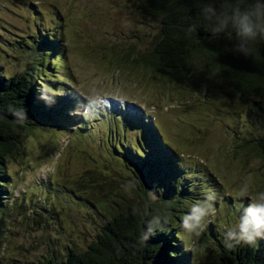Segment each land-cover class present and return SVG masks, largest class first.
<instances>
[{
	"label": "rangeland",
	"instance_id": "obj_1",
	"mask_svg": "<svg viewBox=\"0 0 264 264\" xmlns=\"http://www.w3.org/2000/svg\"><path fill=\"white\" fill-rule=\"evenodd\" d=\"M155 31L140 0H0V71L11 76L37 62L33 48L46 33L63 48L48 71L51 105L63 109L75 96L67 118L58 108L63 122L54 115L52 124H34L7 161L0 264L83 251L119 204L143 201L139 173L118 156L138 130L142 140L156 139L145 123L140 133L139 111L174 158L172 217L184 261L216 264L217 246L238 241L264 246V162L241 148L264 135V116L253 102L227 108L202 87L159 88L155 76L110 64L109 49L147 48Z\"/></svg>",
	"mask_w": 264,
	"mask_h": 264
},
{
	"label": "trees",
	"instance_id": "obj_2",
	"mask_svg": "<svg viewBox=\"0 0 264 264\" xmlns=\"http://www.w3.org/2000/svg\"><path fill=\"white\" fill-rule=\"evenodd\" d=\"M140 6L156 21L148 47L111 48L110 64L155 76L159 88L172 86L190 92L202 87L212 101L227 108L253 102L252 107L264 116V0H140ZM49 39L44 33L35 44L37 62L26 63L11 76L0 71V251L4 235L1 213L11 195L7 161L20 154L22 140L34 124H52L54 115L57 124L63 122L58 108L67 118L75 97L70 96L63 109L51 105L50 82L55 75L48 71L60 64L63 48L60 38L54 44ZM139 113L140 133L145 123L156 139L151 143L142 140L138 130L137 142L118 156L123 165L139 173L143 201H120L85 250L68 251L62 260L48 256L30 264H187L172 217L179 198L173 193L177 174L169 171L174 158L156 135L155 125L147 124ZM121 123L123 129L124 118ZM83 127L84 123L79 129ZM241 148H246L242 153L253 151L264 162V135L245 140ZM216 251V264H264L262 244L238 241L218 245Z\"/></svg>",
	"mask_w": 264,
	"mask_h": 264
}]
</instances>
